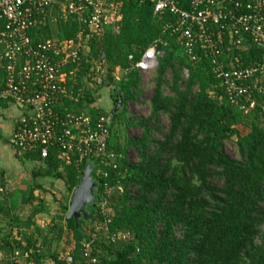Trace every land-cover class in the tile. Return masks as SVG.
Here are the masks:
<instances>
[{
  "label": "trees",
  "instance_id": "obj_1",
  "mask_svg": "<svg viewBox=\"0 0 264 264\" xmlns=\"http://www.w3.org/2000/svg\"><path fill=\"white\" fill-rule=\"evenodd\" d=\"M151 9L150 4L138 0H122L118 32H107L99 41L88 43L91 56L97 59L103 53L108 81L116 66L129 69L146 48L156 44L162 55L157 57L150 113L139 119L127 115L128 104L141 93V74L136 68L129 69L118 82L113 100L116 107H122L116 113H106L97 106L99 91L112 82L98 88L97 94L85 87L75 101L67 99L73 111L84 108L93 120L104 115L110 127L114 119H124L126 127H140L141 136L125 137L120 143L114 133L110 134L107 145L119 155L117 170L104 167L106 178L92 171L95 199L86 206L87 219L79 218L78 224L73 218L65 222V200L60 213L54 215L58 219L51 220L58 222L49 225L39 250L32 234L13 237L11 249L30 250V260L36 264H42L46 255L54 264H67L65 254L59 259L55 252L45 253L53 241L70 250L73 264H84L81 253L86 242L95 264H264V117L258 111L244 114L223 97L218 100L221 89L208 59L190 62L177 36L164 28L172 16L154 17ZM77 31V22L68 18L53 27L46 25L38 33L71 39ZM249 52L247 57L241 51L244 65L256 58L257 51ZM83 77L80 72L75 80L67 81V90L78 93ZM165 86L168 93L163 91ZM5 104L0 101V106ZM92 104L95 107H90ZM161 114L169 119L165 132L158 124ZM245 123L249 131L242 134L239 127ZM155 132L161 139H153ZM232 138L237 158L223 151L224 143ZM130 148L136 162L127 158ZM37 152L25 153V158L37 162L31 178H58L66 184L65 194L69 195L87 161L60 169L61 160L54 149H49L44 159ZM36 189L40 185L34 184L24 201L31 203L37 197ZM104 200L107 217L100 214L99 204ZM42 204L37 201L32 214L43 210ZM86 228L89 233L84 232ZM35 231L42 235L39 227ZM112 234L120 237L112 240Z\"/></svg>",
  "mask_w": 264,
  "mask_h": 264
},
{
  "label": "built area",
  "instance_id": "obj_2",
  "mask_svg": "<svg viewBox=\"0 0 264 264\" xmlns=\"http://www.w3.org/2000/svg\"><path fill=\"white\" fill-rule=\"evenodd\" d=\"M138 1L150 4L154 17L172 16L164 28L177 36L190 62L208 59L221 89L218 100L223 97L244 114L258 111L264 117V0ZM121 8L122 0H0V101L20 109L10 137L19 152L38 151L44 159L52 148L61 160L60 169L86 160L102 178L108 176L104 167L117 170L119 155L107 145L111 134L108 118L98 115L93 120L84 108L73 111L64 99L75 101L85 87L97 94L104 83H118L131 68L141 74L149 72L152 62L162 55L152 44L129 69L116 66L111 80H106L104 60L90 55L88 43L99 41L107 32H118ZM68 18L78 24L73 38L38 33L46 25L53 27ZM33 31H37L35 37ZM250 50L257 51L256 58L244 65L241 51L250 57ZM80 72L83 87L78 93L68 91L67 81L75 80ZM4 190L0 185V196ZM105 205L106 200L101 201L99 208L107 217ZM101 226L106 227L104 223ZM117 237L120 234L111 235L112 240ZM30 252L14 247L11 258L18 262ZM81 254L84 264L96 263L89 255L88 242ZM63 259L73 264L70 250Z\"/></svg>",
  "mask_w": 264,
  "mask_h": 264
},
{
  "label": "crops",
  "instance_id": "obj_3",
  "mask_svg": "<svg viewBox=\"0 0 264 264\" xmlns=\"http://www.w3.org/2000/svg\"><path fill=\"white\" fill-rule=\"evenodd\" d=\"M8 104L15 106V104L12 103ZM66 104L67 106L69 105L68 100H66ZM13 106H10L9 110L12 111V114H14V116L6 124L1 125L0 128V136L2 137V143L0 146V185L5 189L3 195L0 196V264H11V261H13L11 258V252L13 249H11L10 246L12 245L11 242L13 240V237L15 236H20L25 232L30 233L32 234V241L35 242V247H37V249H40V247H42V236L48 233L49 229L47 228V231L44 232L42 230L44 224L46 222L47 224L48 222H50V224L58 222L51 221L50 219L52 217L49 218L48 221L47 215L44 216L43 213L45 211H48L52 206V204H49V201L55 199L57 200V198L60 197V194H62V196H65V192H67L65 188L66 184H64V182L60 179L59 180L62 182L61 187L64 189L62 192L59 191L61 190V187L55 190L54 181L50 183L41 181L42 176L36 179L31 178V172L36 169L37 162L29 158H25L26 154L21 153L17 149H15L10 141L13 125L15 123V120L20 115V109L15 106L16 111H13ZM26 162H30L31 164L35 165L31 166V168L26 167L22 171L21 167L23 168L25 166L23 163ZM18 163H21L20 168L18 166ZM34 184L40 185V189H36L34 191V195L44 198V201L42 200L44 204L45 201H48V208L43 207V210L32 214V207L36 203V198L33 199V202L31 201V203L29 202L30 200L24 201V198H27L29 189L34 188ZM53 208L55 209L54 213L57 214L58 212L56 206ZM36 227L40 228V233L42 235L36 234ZM49 236L52 235L50 234ZM47 249L48 250H45V253L55 252L58 255L59 259H62L63 255L69 250L65 247V245H58L55 243V241H53L51 246L49 248L47 247ZM30 257L21 258L18 262H15V264H36L32 260H30ZM42 264L54 263L52 259L49 258L48 255H46L44 260L42 261Z\"/></svg>",
  "mask_w": 264,
  "mask_h": 264
},
{
  "label": "rangeland",
  "instance_id": "obj_4",
  "mask_svg": "<svg viewBox=\"0 0 264 264\" xmlns=\"http://www.w3.org/2000/svg\"><path fill=\"white\" fill-rule=\"evenodd\" d=\"M107 65V64H106ZM156 66H157V59L156 61H153L152 62V65H151V70L149 72H145V73H140L141 74V78H140V82H139V88L141 89V93L137 96L136 100L133 101V102H130L126 108V111H127V115H128V118L130 119H139V118H146L149 113H150V98L152 97V94H153V89H154V81H153V78L155 77V74H156ZM186 73L184 72L183 73V79L186 78ZM167 77H169V74L167 75ZM108 81V77L106 79ZM103 85H106L107 86V83L103 84ZM167 86H165L163 89L164 93H168L167 91ZM119 89V84L118 83H113L111 84V86H108V88H105V89H101L99 91V100H97V106H99V108L101 110H104L106 113H116L118 112L122 105H119L118 107H116V104L115 101L113 100V97L115 96V93L118 91ZM10 106H13L11 104H6V105H3V106H0V128H1V125H4L6 124L8 121H10L12 119V117L14 116V114H12V111H10L9 107ZM13 111L15 110L16 111V107L13 106ZM114 110V111H113ZM19 113V112H18ZM168 123H169V119H168V116L165 115V114H161L160 115V119H159V125L162 126L163 128V131L165 132L167 127H168ZM125 120L124 119H114L113 120V123H112V126H111V133H114V135L117 137V141L120 142V143H123V140L125 139V137H140L141 136V128L140 127H135V126H131V127H126L125 125ZM263 124V123H262ZM249 124L245 123V126L244 125H240L239 129H240V132L242 134H245L249 131ZM153 139H161V135L160 133L158 132H155L154 135H153ZM235 138H232L231 140H228L224 143L223 145V151L229 155L230 157H234V158H237L238 157V154L236 152V149H235ZM1 143H2V137L0 136V146H1ZM127 158L131 161V162H136L137 161V157H136V154H135V151L130 148L128 150V154H127ZM25 166L22 168L20 165L21 163L19 164L18 163V166L19 168L21 167L22 171L24 170V168L26 167H30L31 166H34L35 164H31L30 162H26V163H23ZM42 169V168H41ZM41 181H46L48 183L50 182H53L54 181V184H55V190H57V188H60L61 185H62V182L58 179V178H50V177H45V178H41ZM220 184V183H219ZM61 190L59 191H63L64 189L61 187L60 188ZM67 196V197H66ZM69 195H67V193L65 194V196L62 194H60V197L57 198V201L60 203V204H57L56 208H57V214L58 215L60 213V206L64 204L65 200H66V205H67V198H68ZM44 201V198H41V197H36V201ZM55 200H51L49 201V204H52V206L50 207V209L48 211H45L43 213V215H47V219L49 221V218H51L50 220H57L58 218L54 219V211L55 209L53 207H55V203H54ZM48 201H45V204L43 202L42 206L45 207V208H48V204H47ZM50 206V205H49ZM107 207V205H106ZM106 209V208H105ZM59 210V211H58ZM52 213V214H51ZM54 213V214H53ZM87 219V218H85ZM32 221V220H31ZM50 225V222H47L44 224L43 226V231H47L46 229L49 227ZM95 226H97L95 224ZM94 226V227H95ZM88 228H86V230L84 229V232L85 233H89ZM60 245H62L60 243ZM67 250V249H66Z\"/></svg>",
  "mask_w": 264,
  "mask_h": 264
},
{
  "label": "water",
  "instance_id": "obj_5",
  "mask_svg": "<svg viewBox=\"0 0 264 264\" xmlns=\"http://www.w3.org/2000/svg\"><path fill=\"white\" fill-rule=\"evenodd\" d=\"M104 55L100 53L99 60L103 62ZM91 167L85 165L78 184L72 189L67 201V211L65 213V222L70 218H73L78 224L79 218H87L88 214L86 206L92 203L95 199L93 194V188L96 187V183L91 176Z\"/></svg>",
  "mask_w": 264,
  "mask_h": 264
},
{
  "label": "bare ground",
  "instance_id": "obj_6",
  "mask_svg": "<svg viewBox=\"0 0 264 264\" xmlns=\"http://www.w3.org/2000/svg\"><path fill=\"white\" fill-rule=\"evenodd\" d=\"M91 176H92V171L95 170L94 168H91ZM92 179H93V176H92ZM94 181V180H93ZM95 182V181H94ZM96 183V182H95ZM73 189V188H72ZM94 189V188H93ZM72 191V190H71ZM71 193V192H70Z\"/></svg>",
  "mask_w": 264,
  "mask_h": 264
},
{
  "label": "clouds",
  "instance_id": "obj_7",
  "mask_svg": "<svg viewBox=\"0 0 264 264\" xmlns=\"http://www.w3.org/2000/svg\"><path fill=\"white\" fill-rule=\"evenodd\" d=\"M101 89V88H100ZM96 103V102H95Z\"/></svg>",
  "mask_w": 264,
  "mask_h": 264
}]
</instances>
